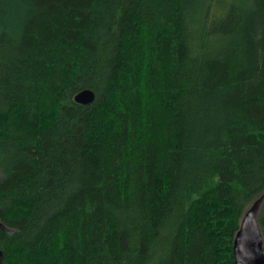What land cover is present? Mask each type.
<instances>
[{
	"label": "trees",
	"instance_id": "16d2710c",
	"mask_svg": "<svg viewBox=\"0 0 264 264\" xmlns=\"http://www.w3.org/2000/svg\"><path fill=\"white\" fill-rule=\"evenodd\" d=\"M262 195L264 0H0L3 264H234Z\"/></svg>",
	"mask_w": 264,
	"mask_h": 264
},
{
	"label": "water",
	"instance_id": "95a60500",
	"mask_svg": "<svg viewBox=\"0 0 264 264\" xmlns=\"http://www.w3.org/2000/svg\"><path fill=\"white\" fill-rule=\"evenodd\" d=\"M96 94L90 89L78 93L75 101L82 105L94 102ZM264 202L262 195L245 213L239 231L234 239V264H264V236L258 221ZM0 229H6L0 223ZM4 252L0 249V264H3Z\"/></svg>",
	"mask_w": 264,
	"mask_h": 264
}]
</instances>
